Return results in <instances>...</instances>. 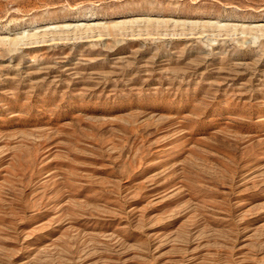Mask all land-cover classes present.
I'll use <instances>...</instances> for the list:
<instances>
[{"label":"rangeland","instance_id":"obj_1","mask_svg":"<svg viewBox=\"0 0 264 264\" xmlns=\"http://www.w3.org/2000/svg\"><path fill=\"white\" fill-rule=\"evenodd\" d=\"M0 264H264V0H0Z\"/></svg>","mask_w":264,"mask_h":264}]
</instances>
